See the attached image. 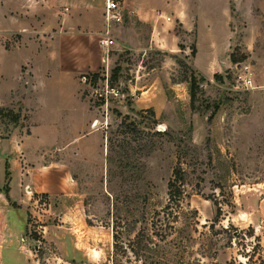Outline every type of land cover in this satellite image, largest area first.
Instances as JSON below:
<instances>
[{
	"label": "rangeland",
	"instance_id": "rangeland-1",
	"mask_svg": "<svg viewBox=\"0 0 264 264\" xmlns=\"http://www.w3.org/2000/svg\"><path fill=\"white\" fill-rule=\"evenodd\" d=\"M85 1L0 0V107L21 112L17 123L0 117V264H212L219 256L264 264L261 10L253 8L257 27L249 0L243 13H233L230 56L215 70L220 78H207L192 64L196 34L184 32L177 18L193 24L195 13L215 17L214 34L222 39L219 3L137 0L145 12L176 17L180 39L171 52L150 45L149 25L139 29L145 41L124 43L133 14L123 0L126 21L114 33L108 63L98 56L105 0ZM74 32H95L100 61L77 78L60 57V39ZM208 41L202 34L204 47ZM205 62L201 54L198 64ZM244 64L254 87L237 89L235 73ZM107 66L110 84L123 83L122 96L96 94ZM92 73H99L96 82ZM80 88L97 115L92 122L67 115ZM28 134L24 162L19 143ZM19 167L30 168L31 187L20 184ZM172 180L182 195L166 213ZM20 193L28 197V223Z\"/></svg>",
	"mask_w": 264,
	"mask_h": 264
},
{
	"label": "crops",
	"instance_id": "crops-1",
	"mask_svg": "<svg viewBox=\"0 0 264 264\" xmlns=\"http://www.w3.org/2000/svg\"><path fill=\"white\" fill-rule=\"evenodd\" d=\"M207 1L211 4L219 3L222 6V10L224 11V17H225L224 22L226 24L227 34L222 39L218 38L214 34V25H212V23L216 21L215 17L212 16L200 17L198 14L195 13L194 14L195 19L193 24H184L183 17L177 18V20L182 24V29H184V32L187 33L194 32L196 34V54L192 59V64L194 69L203 76L207 78H211L214 74L217 73L215 71L217 68L218 70H222L223 65L221 64V62L224 60L227 61L228 57L230 56L231 46L233 44L232 32H231L232 30L231 25L234 18L233 13H238V12L243 13L242 6L244 5V2L246 0H207ZM249 1L251 5L249 12L251 14V19H254V21H251V23H255L254 27H257V25L260 24V21L258 15L257 14L255 15L253 8L260 9L264 18V0H249ZM82 3L86 4L87 6L92 5V3L89 0H86L85 2ZM127 4H128L127 5L128 8L130 9L133 15L131 21L127 24V26L123 28L124 30H122L123 33L122 39L124 43L135 45V44H139L141 40L145 41L146 36L143 35L141 37V33L139 29H142L141 26L145 27L149 25L152 31V38L150 39V45L152 46L155 45L158 46L157 48L169 50L171 52H177L176 47L179 44L180 36L177 33L175 26L172 24V18L175 17L174 15L168 12H163L162 10L159 9L153 10V12H147V11L145 12L143 8L139 7V3L137 2V0H127ZM158 12H161L162 16H159ZM165 14H171V16H167ZM167 17H171V20L168 21ZM161 27H163V29L160 30ZM257 29L258 28H256V32ZM254 32H255V28H254ZM94 33L90 32L89 35H85L84 33L74 32V34L65 36L60 39V45L62 49L60 57L62 60V65L67 70H70L75 78H77V75L79 73H84V69L87 68L93 70L94 68H97L100 65V61L97 55L93 53V48H92L93 46H95ZM202 34L206 35V37L209 40L208 44L205 45V47L201 43ZM169 36L170 38L175 40L174 43L170 44V47L168 46L166 41L167 39H169ZM202 47H204L203 51H202ZM72 49H74V51H72ZM201 54H204V57L206 59V62L204 63L203 66H200L198 64ZM98 56H100L101 57L100 59L102 60V55L100 53V50ZM74 67L77 68L75 69ZM72 97H74L75 100L67 106L68 109L66 110L67 115H69V117H73L74 121L76 122L83 121V119L86 117H91V122L97 119L96 118L97 115L96 113H94V110L91 109L89 101L86 98H84L81 88L76 90L75 94L72 95ZM61 111H58L57 114H59ZM13 135L14 134H12L9 138H5V139H10L13 137ZM31 135L32 134L25 135L24 137H22L23 141L19 143V145H21V154L23 155L22 160H24V162H27L29 160L27 154L28 152L24 146L25 139ZM19 163L20 161L18 162V164ZM20 165H22V163H20ZM19 171H20V182H21L20 184L21 185H23V183L24 185L31 184L32 179L27 173L30 172V168L19 167ZM62 182L64 183V179H62ZM62 184L60 185V187L63 188ZM29 187L31 186L29 185ZM20 197H21L20 200L17 202L19 204V207L24 209L25 218H26L27 217L26 204L28 202V197L22 196V193H20ZM8 221L11 225L12 222L9 217H8ZM26 222H27V218H26ZM212 264H241V263L227 262L226 259L224 260L223 257L219 256L218 258L214 259V262Z\"/></svg>",
	"mask_w": 264,
	"mask_h": 264
},
{
	"label": "built area",
	"instance_id": "built-area-1",
	"mask_svg": "<svg viewBox=\"0 0 264 264\" xmlns=\"http://www.w3.org/2000/svg\"><path fill=\"white\" fill-rule=\"evenodd\" d=\"M122 5L123 0H105L104 3V29L99 32L98 44L102 52V60L106 62L108 61V63L110 61V49L116 44L114 33L117 27L124 25L126 21V15ZM158 15L162 16V13L158 12ZM167 20L170 21L171 17H167ZM235 79L237 89H249L254 87L253 71L246 64H244L243 68L235 73ZM82 80L83 82H87L88 77L84 75ZM110 81V68L107 66L106 73L103 75L102 85L96 89V94L98 96L105 97L107 99L109 94H114L115 96L123 95V83L111 85Z\"/></svg>",
	"mask_w": 264,
	"mask_h": 264
},
{
	"label": "trees",
	"instance_id": "trees-1",
	"mask_svg": "<svg viewBox=\"0 0 264 264\" xmlns=\"http://www.w3.org/2000/svg\"><path fill=\"white\" fill-rule=\"evenodd\" d=\"M196 54V50H194V53L193 55ZM92 76L94 78V82H96L98 76H99V73H92ZM220 75L216 74V77L217 78H220L219 77ZM118 78V74L115 73L114 74V79H117ZM192 79V78H191ZM111 81H112V78H111ZM195 91H196V80L195 78L193 77L192 81H191V87H190V92L192 94V98L194 97L195 95ZM5 113V114H4ZM1 116H8L11 118V121H13L14 123H17L19 122L20 118H21V112L20 111H15L14 109L12 108H4V107H0V117ZM169 200H168V203L167 205L164 207V210L165 212H172V210L174 209L175 205H178V202H179V199H180V196L182 195V192H181V189L179 188V186L177 185V183L175 181H170L169 183ZM222 207L220 206L219 203H217V211H216V219L215 221L219 222L220 221V217L222 215ZM211 227H213V225H211ZM234 237H238L239 236V231L237 228L234 229ZM164 237V236H162ZM250 257V256H248Z\"/></svg>",
	"mask_w": 264,
	"mask_h": 264
},
{
	"label": "bare ground",
	"instance_id": "bare-ground-1",
	"mask_svg": "<svg viewBox=\"0 0 264 264\" xmlns=\"http://www.w3.org/2000/svg\"><path fill=\"white\" fill-rule=\"evenodd\" d=\"M96 123H97V122H96ZM96 123H95V124H96ZM95 124H94V125H95Z\"/></svg>",
	"mask_w": 264,
	"mask_h": 264
}]
</instances>
